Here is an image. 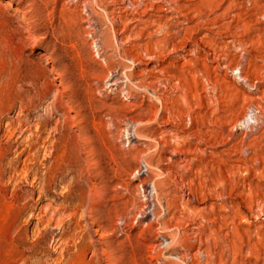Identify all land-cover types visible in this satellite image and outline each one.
Listing matches in <instances>:
<instances>
[{
	"label": "rangeland",
	"instance_id": "rangeland-1",
	"mask_svg": "<svg viewBox=\"0 0 264 264\" xmlns=\"http://www.w3.org/2000/svg\"><path fill=\"white\" fill-rule=\"evenodd\" d=\"M132 1L0 0V264H264V0Z\"/></svg>",
	"mask_w": 264,
	"mask_h": 264
},
{
	"label": "bare ground",
	"instance_id": "bare-ground-1",
	"mask_svg": "<svg viewBox=\"0 0 264 264\" xmlns=\"http://www.w3.org/2000/svg\"><path fill=\"white\" fill-rule=\"evenodd\" d=\"M122 1V0H121ZM142 1V0H141ZM86 2V1H85ZM137 2V1H136ZM138 3V2H137ZM135 2H133L132 0H129L128 2V7L130 6H135L136 10H137V5H134ZM144 5V4H143ZM129 10V9H127ZM135 10V11H136ZM217 15V14H216ZM116 18V17H115ZM116 21V20H115ZM119 21V20H118ZM118 24V23H117ZM114 34V33H113ZM100 37H99V41H100ZM115 42H117V37L115 36L113 39ZM35 43V42H34ZM101 51V50H100ZM236 71V70H235ZM238 77V76H237ZM240 79V78H239ZM107 82H108V88H110L111 90H119L121 91H125L128 90L132 85V74L126 72L125 70H123V72H118L117 69L112 70L110 73H108L107 75ZM146 89H149L148 87ZM145 89V90H146ZM147 91V90H146ZM143 92V91H142ZM140 94V93H139ZM157 97V96H156ZM159 97V96H158ZM159 101H161V98H158ZM159 106V105H158ZM252 110V109H251ZM259 112V110L256 111V113ZM256 113L255 110L253 112V117H251V119H254V122H257V118H256ZM248 114V113H247ZM251 114V113H249ZM260 114V113H259ZM246 115V114H245ZM250 118V117H249ZM152 119V118H151ZM250 120V119H249ZM259 121V120H258ZM260 122V121H259ZM170 123V122H169ZM134 128V127H133ZM133 136H129L128 137V141L130 143H137L139 139L143 138L142 136H140L139 134H137V132L135 130H133ZM134 136L137 137V140H134ZM246 137V136H245ZM139 143V142H138ZM249 149V148H248ZM172 154V153H171ZM144 155V154H143ZM143 165L145 167H147V170L149 169V164L147 163L146 160H143ZM137 170L140 172L141 168L138 167ZM220 189V188H219ZM157 200V199H156ZM248 205V204H247ZM153 206V205H152ZM150 203L145 202L144 206H143V210L140 212L141 214V220L145 222L146 226H150L151 223H157L159 220V217L162 215H157L156 212L151 211L150 210ZM149 214H151L153 216V219L151 220L150 218H148ZM138 216H136L135 218H137ZM201 218V217H200ZM124 223V222H123ZM125 224V223H124ZM160 226V224H159ZM162 227H159L157 230V243H155L154 245L150 246V250H149V257L151 258H159L161 259L163 262H166L167 259L170 258H179V261L183 262V264H186V260H188V262H190L189 264H194L196 262L195 259V255H191L190 256H180L178 255V253H174V251H172L173 253H170L171 250V245L174 243L175 240V236L173 234H171L170 232H166V230L161 229ZM164 228V227H163ZM156 232V231H155ZM115 235H119V234H123L124 233V229L120 228L118 229V227L115 225V230H114ZM216 242V241H215ZM139 252V251H138ZM168 254V255H167ZM178 260V259H177ZM175 261V260H174ZM177 263V262H176ZM180 263V262H179Z\"/></svg>",
	"mask_w": 264,
	"mask_h": 264
}]
</instances>
